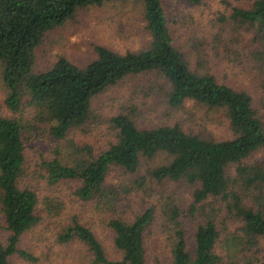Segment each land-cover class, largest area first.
Here are the masks:
<instances>
[{"label": "trees", "instance_id": "1", "mask_svg": "<svg viewBox=\"0 0 264 264\" xmlns=\"http://www.w3.org/2000/svg\"><path fill=\"white\" fill-rule=\"evenodd\" d=\"M109 1L0 0L1 80L7 92L5 104L16 115L0 116V213L9 232L7 244L0 243V264H9L10 257L19 253L21 236L39 222L36 193L19 187L25 143L42 135L61 141L83 129L96 96L122 80L142 75L163 80L166 103L173 109L191 101L208 111L224 112L231 138L215 140L177 125L141 129L128 116L118 114L111 120L116 133L107 149L88 160L77 159L72 167L56 157L45 162L47 182L77 181L80 186L75 194L80 201L96 200L104 207L102 197L116 202L115 191L105 184L110 169L117 167L133 176L142 158L164 154L169 160L150 171L152 178L157 183H184L192 189L193 197L186 212L176 205H162V230L175 226L169 264H228L216 253L222 212L240 223L239 234L232 238L238 251L231 264H264L257 255L249 256L264 242V167L257 162L245 163L258 151L264 152V117L254 106L252 95L219 83L208 70L198 73L190 69L187 55L174 44L162 0H134L141 6L149 35L144 49L121 54L98 46L94 60L83 67L59 58L44 71L34 69L35 50L48 32L73 19L77 11ZM182 1L198 5L202 0ZM247 1L230 5L229 15H220L218 23L234 34L255 31L257 47L252 56L259 65L264 97V0ZM135 182L140 185L141 179ZM155 210L151 204L131 221L118 215L108 219L120 261H109L84 226L67 229L61 240L67 241L73 232L91 253L93 264H145L146 234L157 223ZM197 212L200 221L194 218ZM180 216L193 218L191 243Z\"/></svg>", "mask_w": 264, "mask_h": 264}, {"label": "rangeland", "instance_id": "2", "mask_svg": "<svg viewBox=\"0 0 264 264\" xmlns=\"http://www.w3.org/2000/svg\"><path fill=\"white\" fill-rule=\"evenodd\" d=\"M237 1L202 0L198 5H190L182 0H162V4L174 44L187 55L190 69L198 73L208 70L219 83L252 95L254 106L264 117L261 72L252 56V51L257 47L253 42L255 31L240 30L234 34L226 25L218 23L220 15L228 16L230 5H237ZM148 41L140 4L134 0H112L100 7L79 10L73 19L48 32L35 50L34 69L44 71L59 58L83 67L94 60L98 46L123 54L144 49ZM162 81L155 75L122 80L92 100L83 129L72 132L61 141L42 135L25 143V165L19 187L36 193L39 222L21 236L17 246L19 253L10 257L9 264H93L91 253L73 232L67 241L61 240L67 229L75 225L91 231L109 261H120L122 256L113 246V235L107 227L108 219L118 215L131 221L151 204L156 208L157 223L146 234L145 264H169L175 226L170 225L168 230H162V205H176L186 212L193 197L192 189L184 183H157L152 178V169L167 164L169 159L166 155L142 158L133 176L124 174L117 167L110 169L105 184L115 191L116 202H106V198L102 197L104 207L96 200L80 201L75 194L80 186L77 181L63 180L49 184L43 167L45 162L55 157L65 166L72 167L77 159L88 160L90 156L99 155L114 141L116 132L111 120L118 114L128 116L141 129L177 125L215 140L231 138L224 112L208 111L191 101H186L182 108L173 109L166 103L167 90L165 86L163 88ZM6 96L0 72V116L12 118L16 115L7 108ZM254 162L264 167L263 151H258L245 161L248 164ZM233 169L231 167L229 171L234 178ZM138 179H141L140 185L135 182ZM219 207L222 205L219 204ZM180 217L188 243H191L193 218ZM194 218L200 221V212ZM219 218L221 240L216 253L231 264L236 260L238 251L237 243L232 238L239 234L237 229L240 223L225 212ZM8 236L0 213V243L6 245ZM250 255H257L264 263V242Z\"/></svg>", "mask_w": 264, "mask_h": 264}]
</instances>
